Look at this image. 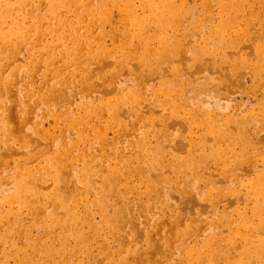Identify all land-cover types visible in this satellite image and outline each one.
<instances>
[{
    "label": "bare ground",
    "instance_id": "6f19581e",
    "mask_svg": "<svg viewBox=\"0 0 264 264\" xmlns=\"http://www.w3.org/2000/svg\"><path fill=\"white\" fill-rule=\"evenodd\" d=\"M32 1L41 2L40 7L25 14V6ZM186 1L180 0L179 3L178 0H0V116L3 114L4 104L14 108V100L5 102L3 96L15 88L16 81L25 77L30 79L43 77L40 90L31 96H38L35 99L36 106L43 101L41 108L53 119L52 126H56V120L68 114L64 110L68 104L67 92L74 88L77 74L81 71L84 74L82 79L87 82L88 77L91 79L94 77L96 67L112 64L110 80L105 86L98 87L104 97L97 101H86L81 106V109L87 110L89 118L98 117V113L105 109L116 110V114L111 116V121H114L112 118L116 115L121 122L117 124L123 131L136 136L134 129L141 130L143 124L134 123L132 117L136 118L139 114L131 113L132 110L127 109L135 106L137 101L139 103V98L142 97L141 93H135L137 89L134 90L138 84H133L128 93L126 91L125 94H119L113 86L114 82H118L122 76L132 77L124 79L131 84L137 82L136 78L142 81L145 76L153 79L164 75L169 79L160 83L155 93L159 97L163 95L169 98L171 108L183 109L186 105L193 118H202L204 122L196 126L202 130L198 143L211 147L215 159H223L225 154L218 145L227 142L229 138L240 139L247 146L249 140L243 138L247 136L241 131L242 128L238 126L237 121L233 123L236 133H232L230 125L233 119L224 117L221 121V117L217 115L211 117L210 108L216 106L212 105V93L207 91L205 84L192 85V98L183 103L186 92L184 94L182 90L188 84L171 83L180 71L187 73L194 65L202 70L214 68L209 57L211 49L215 47L201 46L194 41L185 42L182 38L177 40L174 35L166 36L167 30H174L179 26L183 10L187 8ZM201 1L203 8L210 2H216L215 4L218 2ZM223 1L217 5L220 12L218 14L222 15L223 19L214 30L215 33H222L223 26L228 24L230 14L227 11L240 10L236 2ZM207 11L209 10L205 9L201 13L208 14ZM83 26L84 30L81 31ZM105 27L111 29L104 30ZM206 27L207 24L201 22L197 29L193 26L191 30L194 33H205ZM49 37L54 39L49 42ZM137 46L143 49L140 61H136L140 54L134 52ZM174 58L180 59L181 68L168 67ZM60 61L63 63L62 67L58 66ZM232 67L229 66L225 70L227 72H224L227 74L224 76L227 83L231 78L234 80L231 75ZM237 69L236 66L233 67V71L237 72ZM45 72L53 74V83L47 82ZM173 94L180 99L179 102L174 100ZM56 97L62 98L58 107L55 105ZM152 101L155 104L159 102L156 94ZM5 117L4 122L9 119L8 116ZM125 117H129L127 123L122 119ZM19 120L25 121V118ZM73 122L72 125L79 124L76 119ZM1 127H4L3 123L0 124ZM19 127L20 125L13 132L18 134L16 136L18 138L23 134L20 133ZM36 129L37 126L32 129V134ZM139 134L142 136L137 137L135 143L142 148L157 136L156 132H153V135L152 132L145 135V131ZM42 137L47 140V133ZM100 137L102 134L97 136L102 146L103 141ZM18 140L20 139L16 141ZM195 145L197 144L192 141L187 143L176 141L175 148L183 156L173 159L172 156L167 158L165 153L155 150L152 165L169 167L170 172L166 176H145L143 179L145 192H140V184L129 185L137 171L127 173V162L120 167L111 168L109 158L105 159L107 164L104 165L95 162L104 160L103 157L101 159L91 157L90 169L84 172L80 169L73 175L66 163H58L59 156L54 152L51 158L60 165L59 169L53 170L49 175V180H36L31 170L25 171L18 166L11 178L14 182L11 187L6 190L8 183L6 181L0 183V229L4 225L7 227V232L0 240V264L8 263L13 252L22 255L21 264H128L130 258L136 259V264L228 262L264 264V182L251 180L256 173L251 175L250 172L254 159L249 160L247 164L234 163L231 172L227 167L232 168L233 165L223 161L224 171L219 175V179L205 176L207 185H204L206 188L204 190L201 189L204 175L201 174L197 178L199 174L197 168L199 169L200 162L204 163L209 157L204 152H198ZM18 146L12 149L5 148L1 150L0 155H16L21 148L31 149L29 143L22 146L18 143ZM71 146L73 144L65 143V150H60L59 154ZM30 157L28 155L26 159ZM4 164L0 163V168ZM234 170H239L240 173L231 174ZM88 173L94 177L92 180H87ZM125 174H128V177ZM99 175L100 178L97 177ZM239 176L240 178L249 176L251 181L240 182L239 186L226 185L237 180ZM96 179L100 183H96ZM49 181H52V184L44 187ZM41 188H47L50 192L45 193ZM174 189H180L177 193L181 203L170 205V202H159L167 200V195L175 193ZM89 190L97 193H92L95 196L93 201L88 195L82 196V193ZM132 190L138 192L139 199L131 202L129 193ZM158 192L165 193L161 195L162 200L160 196L156 197V202L160 203L156 207L155 202L150 201L153 194L157 196ZM146 193L148 198L144 200V206L149 216L145 224L136 227L133 233L130 231L129 236L120 238L121 227L131 218V211L137 206L136 202L142 200ZM45 198L50 199L46 202ZM198 201L205 202L206 205L199 204ZM220 202L226 203L223 210L217 208ZM48 203L53 204V209L49 213L50 218L39 226L43 231L38 241L33 240L31 228L24 226V216L28 214L33 216L38 209L46 207ZM210 206L215 215L221 217L216 222L219 225H215L210 216L207 218ZM233 206V212L227 211ZM60 210L64 213L63 217L59 216ZM205 210L207 211L204 214ZM97 215L102 222L96 221ZM15 221L21 226L20 230L13 228ZM223 223L229 227L227 235L222 234ZM153 233L156 236H153ZM50 235L52 242L60 245L57 250L46 246L47 237ZM99 238L105 241L101 246L102 251L96 256H93L92 252H86L94 250L96 240ZM110 239L113 240L110 242ZM160 239L164 240V244H161ZM20 240H24L21 246ZM144 242L146 248L139 247L138 243ZM177 246H181L179 248L184 250L183 254ZM27 252H32V255L27 256ZM226 252H236L234 260H226L228 256ZM75 253H78L77 260H74ZM86 254L90 258L79 259Z\"/></svg>",
    "mask_w": 264,
    "mask_h": 264
},
{
    "label": "rangeland",
    "instance_id": "374dc122",
    "mask_svg": "<svg viewBox=\"0 0 264 264\" xmlns=\"http://www.w3.org/2000/svg\"><path fill=\"white\" fill-rule=\"evenodd\" d=\"M222 1L223 0H218L219 3L217 2V4H215L216 2H210L206 8H203L201 0H187V8L183 10L179 26L174 30H167V37L174 35L177 40L182 38L185 42L194 41L201 46L209 48L215 47L213 50L211 49L212 53L209 57L214 64V68L208 67L202 70L199 69L197 65H194L193 69L188 70L187 73H182L180 71L179 75L175 80H172L173 82L171 81V83L188 84L186 88L182 90L184 94L186 92V95L183 96L185 99L183 103H186L192 98V85L197 86L205 84L207 91L212 93V105L216 106V108H210L212 112L211 117L217 115L221 117V121L224 120L222 119L224 117L233 119L230 125L232 127L230 129L232 133H236L234 132L236 128L233 123L237 121L238 126L242 128L241 131L247 136L243 138L249 140L247 146H245L244 142L240 139H234V137L229 138L227 142H222L218 145L225 154L223 159H215L212 156L211 147L199 145L198 143L201 138L199 135L202 133V130L198 129L196 126L204 122L202 118H193L192 114H189L190 110L186 105L183 106V109L171 108V105H169V98L163 95L159 97L157 93H155L160 83L169 79L164 75L157 76L156 78L154 77L153 79L145 76L142 81L136 78L137 82L131 84L124 79L132 77L122 76L118 82H114L113 86L117 89L119 94H125L126 91L128 93L130 91L129 88L132 87L133 84H138L134 90L137 89L135 93H141L142 97L139 98V103L137 101L135 106H131V108L127 109L128 111L132 110L131 113L139 114L136 118L132 117L134 123L140 122L139 124H143L141 130L134 129L137 134L136 136L123 131V128L117 124L121 122L116 115L112 118L114 121H111V116L116 114V110L105 109L98 113V117L89 118L86 112L87 110L81 109V106L86 101H97L104 97L99 92L98 87H100V85L105 86L107 81L110 80L113 72L112 64L107 66L99 65L94 69V77L92 79L88 77L87 82L82 79L84 74L81 73V71L77 74V82L74 88L69 89L67 92L68 104L64 110L67 111L68 114H65L64 118H58L56 120V126H52L53 119L49 117L48 112L41 108L40 105H42L43 101L41 100L40 105L36 106L35 99L38 96H31L40 90L43 77L32 79L27 77L22 78L15 82L14 89L4 93L3 98H5V102L11 101L12 99L14 100V108L12 109L8 104H4L7 107H2L3 114L0 116V124L3 123L4 127L0 128V152L5 148H18V143L21 146L24 143H29L31 149L29 150L28 147L25 149L21 148L16 155H0V163H5L4 166L0 168V183L1 181H6L8 183L6 190L11 187L14 183L11 178L18 166L21 169H25V171L31 170L36 180H49V175L52 174V171L59 169V162L66 163L74 175L77 174L80 169L81 172L90 169V164L92 163L91 157H95L96 159H101L103 157L104 160L95 162L106 165L107 162L105 159L109 158L111 168L120 167L124 162H127L126 172H138L134 175V179L129 185L131 186L133 183L137 185L140 184V192H145L143 183L145 176H166L170 172L169 167L163 168L159 165H152L154 151L157 150L158 152L165 153L167 158H171L172 156V159L183 156L175 148L176 141L178 142V140L184 143L189 141L194 142L197 144L195 145V148L198 149L197 151L204 152L209 157V160L204 163L200 162L199 169L197 168L199 174L196 177H200L201 174L204 175V177H202V181L204 182L201 189H206V177L220 178L219 175L224 171L222 165L223 161H226L229 165H233L234 163L235 165H239L240 162H246L247 164L249 160L251 161L254 159L253 169L250 172L251 175L256 173L251 177V180H260L264 182V0L223 1L224 3L227 1L236 2L240 10H235L238 12L227 11L228 14H230V17H228V24L223 26L224 31L222 33H215L214 30L222 23L223 19L222 15L218 14L220 12L217 8V5L219 6ZM178 2L180 3V0H178ZM40 4L41 2L32 1L31 4L25 6V14L40 7ZM205 9L209 10L207 11L208 14L201 13ZM201 22L207 24V32L194 33L191 27L195 26V29H197ZM110 29L109 27L104 28V30ZM82 30H84V26L81 28V31ZM188 31L192 33H186ZM213 34L217 36H213ZM53 39L54 38L49 37L48 41L51 42ZM156 41L159 42L158 39ZM99 44L100 43H98V45ZM217 47L221 48L219 49ZM134 52L140 54L138 55L140 58H136V61H140L143 49L137 46ZM180 62V59L174 58L168 67H171V69L173 66L181 68L182 65ZM243 62L246 64H243ZM58 66L62 67L63 63L60 61ZM164 66L165 64L162 65V67ZM229 66H236L238 69L237 72H235L232 67L231 75L234 77V80L231 78L230 82L227 83L224 80V76H227V74H224V72H227L225 70L228 69ZM45 73H47V82L53 83V74L51 72ZM218 78L221 79L218 80ZM163 86H161V89ZM155 94L157 100H159L156 104L152 101ZM173 98L174 100L176 99L177 102L180 100L174 94ZM42 99L44 100V98ZM55 99L57 100L55 105L58 107L60 102H62V98L56 97ZM233 104H238V106H233ZM67 107L70 109H66ZM73 111L76 112L73 113ZM5 116H8L9 119L4 122L3 119L6 118ZM22 117L25 118V121L19 120ZM75 119L79 122L78 125H72ZM122 119L126 120L125 123H127L129 117ZM19 125V130L21 129L20 133H23L20 138L16 137L18 134L13 133L15 132L14 129ZM35 126H37V129L32 134V129ZM144 131L145 135L151 132L153 135V132H156L157 136L151 139V143L149 142L148 145L142 148L138 146L135 141L137 137L142 136L139 133ZM45 133H47V140H44L42 137ZM98 134H102V137H100L103 141L102 146L98 142ZM17 139L20 140L16 141ZM35 141H37L36 144ZM65 143H68V145L73 144V146L67 148V151L62 152V154H59L60 150H65ZM54 152L59 156L58 163L51 158ZM28 155L31 156L30 159H26ZM227 168L228 171L231 172L234 169V165L232 168ZM152 172L155 173L152 174ZM182 172L186 173L184 171ZM233 172L234 173L231 174L240 173L239 170H234ZM125 176L128 177V174H125ZM97 177L100 178V175ZM86 178L89 181L94 177L91 176V173H88ZM75 180L77 182L76 178ZM251 180L249 176H243L241 178L239 176L237 180L228 182L226 185H230L231 187L239 186L238 183L243 181L249 182ZM95 182L100 183L98 179H96ZM51 184L52 181H49L44 187ZM41 190L45 193L50 192L47 188H41ZM179 190L180 189H174L173 191H175V193L172 192L167 195V200H162L161 198V195H164L165 192H158L159 194L157 196L153 194L150 202H155L156 207H158L160 203L156 202V197L160 196L162 201L159 202H170V205L173 203H181V198L177 193ZM123 192H125V189ZM92 193L93 192L89 190L87 193H82V196L88 195L89 199L93 201V199H95L93 194L97 193ZM147 198L148 195L146 193L142 200L136 202L137 206L132 209L131 218L121 227L119 233L120 238L129 236L131 234L130 231L133 233L136 227L145 224L149 216V213L146 211V206H144V200ZM49 199L50 198H45V201L47 202ZM135 199H139L138 192L132 190L131 193H129V200L132 202V200ZM198 203L206 205L205 202L198 201ZM52 205V203H48L46 207L38 209L33 216L29 214L24 216V226H29L31 228V237L33 240L38 241V237L43 231L39 226L49 220L50 210L53 209ZM225 206V202H220L217 208L223 210ZM233 209L234 206L228 208L227 211L233 212ZM206 211L207 210H205L204 214ZM60 212L59 216L63 217V211L60 210ZM209 216L215 225H219L216 222L218 219H221V217L215 215L211 206L207 218ZM95 219L97 222H102V219L98 215ZM221 225L224 227L222 234L227 235L229 227L226 223ZM1 227L0 240L7 232V227L5 225ZM13 228H15V230H20L21 226L15 221ZM85 229L89 230L88 227H85ZM202 229H204V227ZM60 232L61 231H59V233ZM153 236H156V234L153 233ZM23 239L25 240L24 237ZM113 239H110V242ZM24 240L19 241L20 246L23 244ZM160 240L162 241V239ZM103 244H105V241L99 238L96 240L94 250H88L86 252H92L93 256H96L102 251L101 246ZM138 244L139 247L146 248L145 242L144 244ZM161 244H164V240ZM48 245L51 246L50 248L52 250H57V247H60L59 244L52 242L51 235L47 237L46 246ZM71 245L73 246L72 241ZM179 247L181 246H177L180 250ZM168 250L171 249L168 248ZM168 250L167 252H169ZM180 251L181 254L184 253L183 249ZM171 252H173V250H171ZM226 253L228 254L226 260H234L236 257V252ZM31 255L32 252H27V256ZM77 256L78 253H75L74 260ZM11 257L12 258H10L6 264H21V260L23 259L22 255L19 256L17 252H13ZM178 257L179 256H177V258ZM88 258L90 257L86 254L79 259ZM128 261V264H136V259L134 258H130ZM225 264L231 263L228 262Z\"/></svg>",
    "mask_w": 264,
    "mask_h": 264
}]
</instances>
